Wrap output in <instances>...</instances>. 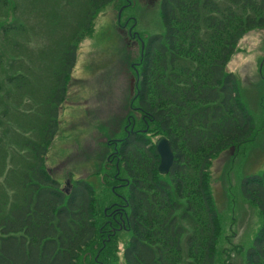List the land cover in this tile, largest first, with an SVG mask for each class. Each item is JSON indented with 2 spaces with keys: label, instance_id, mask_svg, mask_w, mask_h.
I'll list each match as a JSON object with an SVG mask.
<instances>
[{
  "label": "trees",
  "instance_id": "1",
  "mask_svg": "<svg viewBox=\"0 0 264 264\" xmlns=\"http://www.w3.org/2000/svg\"><path fill=\"white\" fill-rule=\"evenodd\" d=\"M113 1L0 0V176L10 171L18 186L0 206V264H226L210 168L261 129L226 66L242 36L264 29V0H160L163 33L146 41L138 33L144 46L131 61L121 131L99 144L100 165L86 176L94 180L61 185L47 150L78 46ZM26 5L32 14L50 6L49 43L32 58ZM67 5L77 6L70 17ZM158 137L173 153L167 173L158 170ZM240 190L261 220L243 264H264V170L242 177Z\"/></svg>",
  "mask_w": 264,
  "mask_h": 264
},
{
  "label": "rangeland",
  "instance_id": "2",
  "mask_svg": "<svg viewBox=\"0 0 264 264\" xmlns=\"http://www.w3.org/2000/svg\"><path fill=\"white\" fill-rule=\"evenodd\" d=\"M159 2L130 0V6L122 8L126 1L114 0L96 17L91 36L80 42L72 81L59 113L58 131L46 154V166L61 185L69 178L93 179L86 176L100 165L99 144L105 142L106 135L121 131L120 122L128 113L127 102L134 84L131 61L139 53V42L128 28L134 21L136 26L131 32L140 33L145 41L162 34ZM65 9H69V17L73 15L68 5ZM23 12L29 28L25 47L32 58L36 57L38 46L48 41L44 14L50 12V6L45 7L44 13L32 14L28 6ZM59 18L66 20L67 15L61 12ZM226 72L236 77L248 111L261 125L251 143L239 150L225 151L210 168L213 196L227 237L220 243L224 250L221 259L226 264H243V250L251 245L261 225L254 207L242 198L240 180L264 170V29H254L241 37ZM2 150L1 144L0 154ZM16 183L10 171L4 170L0 176V206L7 202L9 207L16 197Z\"/></svg>",
  "mask_w": 264,
  "mask_h": 264
},
{
  "label": "water",
  "instance_id": "3",
  "mask_svg": "<svg viewBox=\"0 0 264 264\" xmlns=\"http://www.w3.org/2000/svg\"><path fill=\"white\" fill-rule=\"evenodd\" d=\"M155 147L160 157L158 170L161 173H167L174 159L169 143L165 138L160 137L156 140Z\"/></svg>",
  "mask_w": 264,
  "mask_h": 264
}]
</instances>
